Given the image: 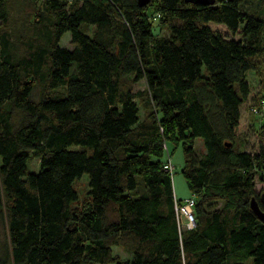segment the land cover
<instances>
[{
    "label": "trees",
    "instance_id": "1",
    "mask_svg": "<svg viewBox=\"0 0 264 264\" xmlns=\"http://www.w3.org/2000/svg\"><path fill=\"white\" fill-rule=\"evenodd\" d=\"M251 1L264 4L0 0V264H264L250 204L263 208L264 126L255 150L237 133L248 71L264 65ZM169 139L183 146L193 227L176 210Z\"/></svg>",
    "mask_w": 264,
    "mask_h": 264
},
{
    "label": "rangeland",
    "instance_id": "2",
    "mask_svg": "<svg viewBox=\"0 0 264 264\" xmlns=\"http://www.w3.org/2000/svg\"><path fill=\"white\" fill-rule=\"evenodd\" d=\"M247 9L250 12H256L257 14H264V4H260L257 1L247 2ZM18 11V10H17ZM22 13V12H21ZM20 13V14H21ZM17 17L18 25L21 24V19ZM157 19L154 20V24L157 25ZM210 25L214 29H220L224 32H229V29L225 24L218 23L215 21H211ZM156 31H160L162 33H167L165 28H161L157 25L155 27ZM237 33L235 36H239ZM61 44L72 47L71 43V32L66 31L61 39ZM263 62L260 61V74L256 70L250 69L248 71V80L250 82L251 91L248 98L242 103L241 106V119L237 126V133L243 139L242 148H246L249 150H255L258 148V145L261 141V128L264 126V111L263 113H255L252 112V106L257 104L260 101V96L264 94V65ZM263 76V79H261ZM146 86V82L144 79L138 81L135 84V89L142 88ZM141 115H144V110L141 108ZM78 146V145H75ZM195 146L198 151L205 150L204 140L201 136L196 137ZM168 148L169 152L166 150L164 159H170L172 162V180L174 191L178 195V198H186L187 196L193 195L185 178V175L182 171L184 165V151L182 143H176L174 140H168ZM29 170H39L40 169V160L37 156H33L32 159L28 162ZM89 175L88 173H83V176L79 177L74 186L78 192V200L75 202L77 205H82L84 200L89 198V183H88ZM264 186V180L260 179L259 175H257L255 179V187L256 190L260 192V190ZM185 219V218H184ZM5 236V231L3 224L0 222V238L3 240ZM114 252L119 253L123 259H127L130 254L126 253L122 247L119 245L114 246Z\"/></svg>",
    "mask_w": 264,
    "mask_h": 264
},
{
    "label": "built area",
    "instance_id": "3",
    "mask_svg": "<svg viewBox=\"0 0 264 264\" xmlns=\"http://www.w3.org/2000/svg\"><path fill=\"white\" fill-rule=\"evenodd\" d=\"M253 111L264 110V98L260 99L259 104L252 106ZM167 167L172 168V162L169 159ZM196 202L195 195L188 196L181 201L175 200L176 210L180 220V224L193 227L196 225V217L194 212V205ZM185 218V219H184Z\"/></svg>",
    "mask_w": 264,
    "mask_h": 264
},
{
    "label": "water",
    "instance_id": "4",
    "mask_svg": "<svg viewBox=\"0 0 264 264\" xmlns=\"http://www.w3.org/2000/svg\"><path fill=\"white\" fill-rule=\"evenodd\" d=\"M138 1L141 4H146L150 0H138ZM189 1H193V2H196V3H204V4H209V3H214L215 2V0H189ZM261 198H262V202H263V208L260 207V204H259L258 200L254 196L252 197L250 204H251L252 209L259 216L260 220L264 223V193L262 194Z\"/></svg>",
    "mask_w": 264,
    "mask_h": 264
},
{
    "label": "crops",
    "instance_id": "5",
    "mask_svg": "<svg viewBox=\"0 0 264 264\" xmlns=\"http://www.w3.org/2000/svg\"><path fill=\"white\" fill-rule=\"evenodd\" d=\"M175 194H176V192H175ZM176 197H178V195L176 194Z\"/></svg>",
    "mask_w": 264,
    "mask_h": 264
}]
</instances>
